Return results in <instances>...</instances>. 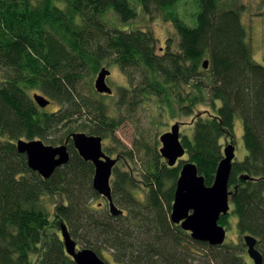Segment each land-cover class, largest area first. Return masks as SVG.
Here are the masks:
<instances>
[{"label": "trees", "instance_id": "1", "mask_svg": "<svg viewBox=\"0 0 264 264\" xmlns=\"http://www.w3.org/2000/svg\"><path fill=\"white\" fill-rule=\"evenodd\" d=\"M180 1L0 0V264H77L66 252L62 223L80 248L109 264H253L244 235L258 240L264 257V65L254 58L252 30L244 20L262 17L264 0L258 6L196 0L195 26L176 12ZM160 11L175 25L177 50L168 38L158 52L152 31L128 26ZM108 66L123 82L116 107L107 103L112 96L90 86ZM37 91L51 102L48 109L34 102ZM204 106L211 110H198ZM141 107L153 123L188 125L182 139L180 134L187 160L168 165L159 144L167 132L155 144L137 138L134 151L108 146L109 154L119 149L121 166L114 168L111 188L120 215L94 189L95 169L73 141L71 161L47 180L17 151L20 139L58 146L73 133L115 142L123 108L132 113ZM237 115L246 156L233 164L231 212L220 224L236 215L241 240L211 246L171 220L176 183L190 161L206 185L213 184L225 146L236 148ZM182 117L190 121L180 122ZM143 156L145 170H136L133 164Z\"/></svg>", "mask_w": 264, "mask_h": 264}, {"label": "water", "instance_id": "2", "mask_svg": "<svg viewBox=\"0 0 264 264\" xmlns=\"http://www.w3.org/2000/svg\"><path fill=\"white\" fill-rule=\"evenodd\" d=\"M208 68V61L204 63ZM111 75L109 68L104 67L95 79V89L100 94H112V89L107 84ZM34 102L41 109H46L51 102L42 94L34 93ZM72 139L76 150L85 161L94 165V189L103 196L110 205L113 215L122 213L115 206L112 196L113 169L118 158L112 159L103 151L102 137L89 136L85 133H73ZM162 143L161 154L170 167L177 164L185 154L186 149L180 141V125L175 124L171 130L160 137ZM66 144L52 146L42 140L20 139L16 143L17 151L27 156L28 166L37 172L43 179L51 178L53 173L70 161ZM236 148L232 143L225 146L224 157L219 163L212 185H206L205 178L199 174L197 165L187 161L180 171L174 194L171 220L181 225L182 229L189 232L193 240L208 243L211 246H222L227 239V229L220 224L223 216L231 212L230 179L236 157ZM247 180L248 177H242ZM61 232L64 239L66 252L77 264H109L93 250L80 248L72 239L68 227L62 223ZM247 247V254L254 264H264V257L257 247L258 240L252 235L243 236Z\"/></svg>", "mask_w": 264, "mask_h": 264}, {"label": "rangeland", "instance_id": "3", "mask_svg": "<svg viewBox=\"0 0 264 264\" xmlns=\"http://www.w3.org/2000/svg\"><path fill=\"white\" fill-rule=\"evenodd\" d=\"M246 1H254L257 4V6L262 4V0H240V2H246ZM197 10H198V7H197L196 0H181L176 8V12L179 14L180 18L182 17L184 19L183 21L186 22V24L189 26H195ZM255 10L256 9L252 11L253 14L256 13ZM111 16L116 17L114 14H112ZM164 17H165V13L161 11L155 12L153 14V17H147L144 15H140L136 20H134L133 23H131L128 26H133L131 28H133L134 30L142 29V30L152 31L158 40V42L156 41V48H158V52H162V48L167 47L166 40L168 38L172 39L170 43L171 48L172 49L174 48V50H177L178 49L177 44L179 43V36L176 33L175 25L172 21H169V20L165 21ZM244 20H245V23L248 26H250L252 30L254 58L258 63L264 65V15L262 17H255V18L245 15ZM128 26H124V27H128ZM255 51H256V55H255ZM108 67H109V70L111 71V75L107 78V83L109 87L112 89V94L109 95V96H112V99H107V103L111 107L113 106L116 107L113 103H115L116 100L119 98L121 87H123L121 86L123 82L120 79L119 71H117L115 67H110V66ZM1 76H2V73L0 69V79H1ZM94 80L93 82L90 83V86L92 83H95ZM119 83L121 85H119ZM82 91L85 95H89L88 93L89 89H88L87 84L85 83L82 84ZM39 92L40 91H37L36 93H39ZM46 109H48V107ZM117 109H118V106H117ZM199 109L211 110V108L208 106L198 108V110ZM123 110L124 111L121 113L123 122L113 137L115 142L113 141L110 142L107 139L103 140V148L107 154L109 153L106 151V148L108 146L113 147L115 143H119L122 146V148H124L125 150L134 151L135 150L134 143L136 142L137 138H141V137L145 138L146 142L155 144V142L158 141L159 134L170 131L171 126L176 121V120L171 121L167 125H165V121H163V123L161 121L153 123L150 120V114H151L150 111L144 109L143 107L139 108L138 110L133 111L132 113H128L126 111V108H123ZM111 114L117 115L118 113L111 111ZM178 120L180 122H188L190 121V117L189 118L182 117L181 119H178ZM155 124H159V125H155ZM187 127L188 125L185 127V129H187ZM187 131L188 130H185L183 131V133L187 134ZM234 142L236 146L235 161H242L244 160L246 156V148H245V144L243 141V125H242V120H241L240 115H237L236 120H235ZM159 144L161 146L160 142ZM118 151L119 149H117L115 153L109 154V155L115 158L117 156ZM183 159L187 160L186 156ZM137 160H138L137 163L133 164L134 168L136 170L138 169V170L144 171L148 157H144V156L138 157ZM120 166L121 164L119 163L117 167L119 168ZM43 202L46 208L50 211L51 215L53 216V205L51 201L49 199H45ZM97 204L98 202L95 201L94 205H97ZM236 225H237L236 215L230 216L228 225H225V226L222 225L227 229V239L225 242L238 243L241 240V237L239 235Z\"/></svg>", "mask_w": 264, "mask_h": 264}, {"label": "flooded vegetation", "instance_id": "4", "mask_svg": "<svg viewBox=\"0 0 264 264\" xmlns=\"http://www.w3.org/2000/svg\"><path fill=\"white\" fill-rule=\"evenodd\" d=\"M108 84V83H107ZM173 126V125H172ZM187 125H184L183 123L182 124H180V134H181V139H182V132H183V130L185 129V127H186ZM170 130H171V128H170ZM168 132V131H167ZM68 140V144H67V146H68V150H69V153H70V161H71V152H70V144H71V141H73L71 138L70 139H66L65 140V142L63 143V144H66V141ZM71 140V141H70ZM44 142V141H43ZM16 143H17V141H16ZM45 143V142H44ZM46 144V143H45ZM63 144H60V145H63ZM73 144H74V142H73ZM48 145V144H47ZM60 145H58V146H60ZM161 146H162V144H161ZM74 148H75V146H74ZM76 149V148H75ZM77 151V150H76ZM103 151H104V153L107 155V156H109V157H111L112 159H116L117 158V156L115 157V158H113L111 155H109V154H107L106 152H105V150H104V148H103ZM78 152V151H77ZM19 153V152H18ZM78 154H79V152H78ZM24 155V154H23ZM26 156V155H25ZM79 156L81 157V155L79 154ZM27 157V156H26ZM82 158V157H81ZM83 159V158H82ZM69 161V162H70ZM83 161H85L84 159H83ZM27 162H28V160H27ZM85 162H89V161H85ZM89 163H91V162H89ZM119 163V162H118ZM118 163H117V165H116V167L118 166ZM92 164V163H91ZM93 165V164H92ZM65 166V165H64ZM93 167H94V165H93ZM95 169V168H94ZM113 171H114V169H113ZM35 172V171H34ZM37 173V172H36ZM107 201V200H106Z\"/></svg>", "mask_w": 264, "mask_h": 264}]
</instances>
